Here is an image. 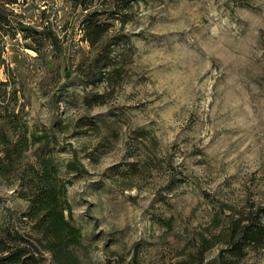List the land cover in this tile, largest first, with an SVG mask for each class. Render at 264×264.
I'll use <instances>...</instances> for the list:
<instances>
[{
  "label": "rangeland",
  "instance_id": "1",
  "mask_svg": "<svg viewBox=\"0 0 264 264\" xmlns=\"http://www.w3.org/2000/svg\"><path fill=\"white\" fill-rule=\"evenodd\" d=\"M6 11L9 246L58 264L21 196L50 151L83 234L78 264H220L234 233L264 224V0H19ZM232 259L264 264V238Z\"/></svg>",
  "mask_w": 264,
  "mask_h": 264
},
{
  "label": "trees",
  "instance_id": "2",
  "mask_svg": "<svg viewBox=\"0 0 264 264\" xmlns=\"http://www.w3.org/2000/svg\"><path fill=\"white\" fill-rule=\"evenodd\" d=\"M19 0H0V34L4 36L6 26L12 24L9 13L10 5ZM97 23L88 21L86 29L97 31ZM7 84L6 81H0ZM27 139V136L24 135ZM24 138L22 139L24 141ZM34 142L43 140V136L34 135ZM36 139V140H35ZM29 175L22 177L21 196L29 202L27 216L34 222L41 232L42 239L48 243L49 250L54 254L58 264H78V257L72 247L82 243V230L73 222V207L68 198V183L63 180L60 168L50 151L39 156V161L30 164ZM67 167L71 168L72 163ZM264 216V210L260 212ZM255 225H248L243 235L234 233L232 246L228 252L230 256H222L220 264H232L233 256L241 252L246 244H258L264 238V224L257 221ZM237 223L235 232L237 231ZM237 235V236H236ZM36 256L30 254L26 247L9 246L3 237H0V264H33ZM207 264H214L210 261Z\"/></svg>",
  "mask_w": 264,
  "mask_h": 264
}]
</instances>
